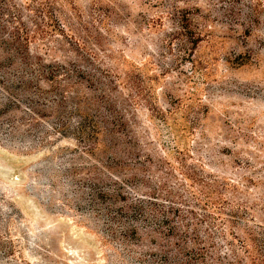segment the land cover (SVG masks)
Instances as JSON below:
<instances>
[{
	"label": "rangeland",
	"instance_id": "1",
	"mask_svg": "<svg viewBox=\"0 0 264 264\" xmlns=\"http://www.w3.org/2000/svg\"><path fill=\"white\" fill-rule=\"evenodd\" d=\"M0 264H264V0H0Z\"/></svg>",
	"mask_w": 264,
	"mask_h": 264
},
{
	"label": "trees",
	"instance_id": "2",
	"mask_svg": "<svg viewBox=\"0 0 264 264\" xmlns=\"http://www.w3.org/2000/svg\"><path fill=\"white\" fill-rule=\"evenodd\" d=\"M162 222H163V220H162ZM190 240H192L194 243L199 244L200 242H202L203 239L198 238V237H195V238L194 237H190Z\"/></svg>",
	"mask_w": 264,
	"mask_h": 264
}]
</instances>
